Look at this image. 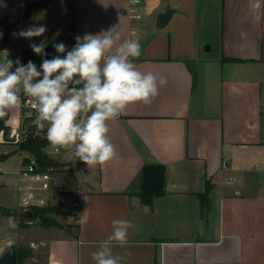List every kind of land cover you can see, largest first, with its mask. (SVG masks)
I'll return each instance as SVG.
<instances>
[{
  "label": "crops",
  "instance_id": "0c3cea01",
  "mask_svg": "<svg viewBox=\"0 0 264 264\" xmlns=\"http://www.w3.org/2000/svg\"><path fill=\"white\" fill-rule=\"evenodd\" d=\"M35 1L0 0V23ZM199 1L142 0V19L136 22L129 18L128 0H51L25 26L23 20L20 30L36 18H63L64 28L55 25L68 35L67 50L76 36L119 25L121 43L141 44L134 60L138 70L167 81L150 103H131L108 122L117 153L108 163L87 165L71 147L63 149L74 163V228L31 242L33 248L44 245L43 264H95L92 254L116 219L132 224L124 245L113 242L122 264H264L263 0H217L215 42L197 33L204 14ZM167 7L174 12L157 29L156 17ZM11 40L16 48L31 49L28 39L12 34ZM55 43L61 42L47 46ZM207 44L216 50L214 57H205ZM35 64L40 70V61ZM8 111L12 133L21 110ZM11 144L0 136V145ZM11 148L0 155H17L18 167L19 153ZM148 165L164 168L165 192L144 205L138 194Z\"/></svg>",
  "mask_w": 264,
  "mask_h": 264
},
{
  "label": "clouds",
  "instance_id": "9594fccd",
  "mask_svg": "<svg viewBox=\"0 0 264 264\" xmlns=\"http://www.w3.org/2000/svg\"><path fill=\"white\" fill-rule=\"evenodd\" d=\"M118 29L119 25L76 36L71 50L62 42L53 44L57 53L66 55L42 59L40 70L31 60L24 65L19 59H0V119L20 106L23 96L37 111V119L47 122L45 138L51 145L71 147L73 156L87 165L114 159L117 153L108 136V122L119 118L131 103H150L167 83L164 77L138 70L134 60L141 56V44L138 40L121 43ZM47 30L43 24H33L13 35L32 40ZM30 47L37 55H47L45 40ZM43 128L41 123L35 134ZM112 227L92 254L95 264H122L123 258L113 255V242L124 245L132 224L116 219Z\"/></svg>",
  "mask_w": 264,
  "mask_h": 264
},
{
  "label": "rangeland",
  "instance_id": "374dc122",
  "mask_svg": "<svg viewBox=\"0 0 264 264\" xmlns=\"http://www.w3.org/2000/svg\"><path fill=\"white\" fill-rule=\"evenodd\" d=\"M198 10L203 14V18L198 19V28L197 33L199 36L205 40H210L215 42L219 35V7L217 0H200L198 2ZM58 19V18H57ZM55 17H49L48 19H39L36 18L31 25L33 24H43L47 27L52 25L53 31H46L44 35L41 37H35L32 40H29L28 43L25 44L28 48L32 43H40V39L44 37V40L47 41V44L52 42L53 40H59L62 43H66L68 40V35L60 31L57 25H61L64 28V19H58V22ZM5 20V19H4ZM4 20L0 23L3 24ZM55 23H58L55 25ZM20 29H17L16 33H19ZM208 45V44H207ZM210 46V45H209ZM211 50V47H210ZM206 51L204 47V55L205 57H214L216 55V50ZM201 52V54H203ZM41 65V63H40ZM197 65H193V68L196 69ZM9 143V142H8ZM10 144V143H9ZM15 147L16 151H18V146L15 144H11L9 146L0 145V153L4 152V150L9 151ZM66 150V149H65ZM15 151V150H14ZM68 156L63 157L64 161H72V154L69 152ZM4 155H0L3 157ZM17 167V155L13 153L7 154V156L1 160L0 159V172L2 175L0 176V206L5 207L11 210H17V213L20 214L23 212L22 209H18L15 206L16 196L14 191V184L12 179V173L16 171ZM61 182L64 185V190L59 193V195L55 199H49L44 202L41 206H35L36 208L46 207V206H54L57 212L46 214L47 217L56 221V225H48L44 226L41 224V221L38 219L37 221H33L31 225L25 224L24 226H19V220L15 216L4 217L0 216V255H3L5 252L9 251L12 247H16L17 245H23L31 249L32 255L28 259H26L25 264H43L44 260V245L39 244L38 248H33L31 246V242H39L41 238L47 239L52 233L56 231L62 232H71L74 228V216H75V202L77 200V193H75L76 185L74 180L69 176H62ZM4 184V185H3ZM34 207V206H33ZM31 207V209L33 208ZM22 222V221H21ZM25 223V222H24ZM57 233V232H56Z\"/></svg>",
  "mask_w": 264,
  "mask_h": 264
},
{
  "label": "built area",
  "instance_id": "2783aa9c",
  "mask_svg": "<svg viewBox=\"0 0 264 264\" xmlns=\"http://www.w3.org/2000/svg\"><path fill=\"white\" fill-rule=\"evenodd\" d=\"M142 0H128V15L134 21L142 19L141 13ZM264 11V0L262 2ZM23 23V11H14L8 15L3 24L0 25V59L7 57L8 59L15 60L21 55V49L13 46L11 36L15 29H20ZM136 30L132 29L131 33ZM15 69H13L14 71ZM21 110L20 124L17 130L9 133L8 137L12 143L18 146L20 143L31 135L30 126L36 129L43 123L44 130H47L48 125L44 124L37 119L36 110L32 108L31 103L27 98L22 96V102L19 106ZM32 118L29 123H23L22 119ZM64 148H57L51 145L48 141L47 145L42 148L41 156L53 162H66L62 159V151ZM18 167L13 179V188L18 197L17 208L22 209L23 212L29 210L31 207L41 206L49 199H54L64 189L61 182L62 176L67 174L59 173L53 166L42 165L40 161L33 155L18 150ZM31 219L25 221V224L31 225Z\"/></svg>",
  "mask_w": 264,
  "mask_h": 264
},
{
  "label": "trees",
  "instance_id": "16d2710c",
  "mask_svg": "<svg viewBox=\"0 0 264 264\" xmlns=\"http://www.w3.org/2000/svg\"><path fill=\"white\" fill-rule=\"evenodd\" d=\"M50 1L51 0H38L31 4L25 5L23 12V26H25V23L30 18L33 12L44 9ZM71 49L72 47L69 50ZM17 59H19L21 64L24 65H26L29 60L33 61L34 63H38L40 61V55L35 54L32 49H22L20 57L16 58L15 60ZM13 69H15V65ZM8 117L9 111L7 116L0 119V136L2 143H12V140L8 137L10 132L9 127L6 125ZM31 119L32 118L22 119V122L29 123ZM29 130H31V135L25 140V142H22L18 145V150L35 156L40 161V163H42V165L53 166L56 171H58L59 173L67 174L71 179L74 180V163L72 161L58 163L53 162L49 159H45L41 156L42 148L45 147L48 143V140L45 138L47 130L42 131L40 135L35 134L37 129L34 126H30ZM4 157H6V155ZM4 157L0 158L2 159ZM164 192V168L160 165L145 166L141 174V192L138 194L140 203L149 205L154 198L162 196ZM206 196L207 190L206 193H204V195H202L201 197L202 204L206 203ZM55 198L56 196H54V199ZM54 212H57L54 206H46L41 208H29V210L18 214L16 209L11 210L0 206V216L17 217L19 220V226H24V222L29 219L34 222L39 219L41 221V224H43L44 226H55L56 221L46 216V214ZM31 255V249L23 245H17L16 247H12L9 251L0 256V264H25L26 259L31 257Z\"/></svg>",
  "mask_w": 264,
  "mask_h": 264
},
{
  "label": "water",
  "instance_id": "95a60500",
  "mask_svg": "<svg viewBox=\"0 0 264 264\" xmlns=\"http://www.w3.org/2000/svg\"><path fill=\"white\" fill-rule=\"evenodd\" d=\"M173 12L174 11L172 9L167 7L163 13L158 14L157 17H156V21H155V27L157 29L164 28L168 24ZM205 50L209 51L210 50V46L206 45L205 46ZM44 51L47 53V55L44 56V57L40 56V63H42V59L51 60L56 55H62V56L66 55V53H64V54L57 53L55 51V48L53 47V45L47 46Z\"/></svg>",
  "mask_w": 264,
  "mask_h": 264
}]
</instances>
